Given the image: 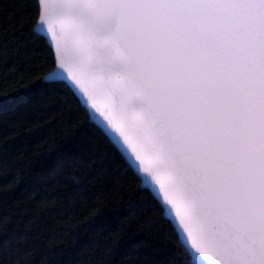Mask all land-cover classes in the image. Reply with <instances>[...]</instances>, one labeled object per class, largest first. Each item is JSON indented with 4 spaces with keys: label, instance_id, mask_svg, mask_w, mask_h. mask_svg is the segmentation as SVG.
Masks as SVG:
<instances>
[{
    "label": "snow or ice",
    "instance_id": "1",
    "mask_svg": "<svg viewBox=\"0 0 264 264\" xmlns=\"http://www.w3.org/2000/svg\"><path fill=\"white\" fill-rule=\"evenodd\" d=\"M0 264H264V0H0Z\"/></svg>",
    "mask_w": 264,
    "mask_h": 264
},
{
    "label": "trees",
    "instance_id": "2",
    "mask_svg": "<svg viewBox=\"0 0 264 264\" xmlns=\"http://www.w3.org/2000/svg\"><path fill=\"white\" fill-rule=\"evenodd\" d=\"M42 162H43V161L41 160V161L35 162V163L32 165V170H33V172H32V178H33L34 180L38 179L36 173L39 171L40 164H41Z\"/></svg>",
    "mask_w": 264,
    "mask_h": 264
}]
</instances>
